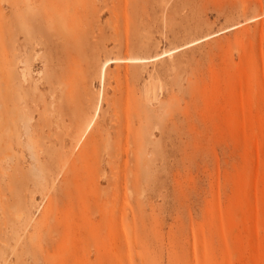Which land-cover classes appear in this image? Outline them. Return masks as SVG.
Masks as SVG:
<instances>
[{
    "label": "rangeland",
    "instance_id": "1",
    "mask_svg": "<svg viewBox=\"0 0 264 264\" xmlns=\"http://www.w3.org/2000/svg\"><path fill=\"white\" fill-rule=\"evenodd\" d=\"M29 1L0 0V264H264V0Z\"/></svg>",
    "mask_w": 264,
    "mask_h": 264
},
{
    "label": "bare ground",
    "instance_id": "2",
    "mask_svg": "<svg viewBox=\"0 0 264 264\" xmlns=\"http://www.w3.org/2000/svg\"><path fill=\"white\" fill-rule=\"evenodd\" d=\"M68 1V3L70 2L69 0H67ZM31 1H29V0H27V5L30 3ZM59 2H62V0H43V3L42 4H40L41 6H42V8L44 9V11L46 12V13H52V11L51 10H53V9H56V5L59 3ZM72 5H70L69 6V10L70 11H72ZM257 17H259V16H257ZM254 19H256V17L254 18ZM252 20V19H251ZM243 23H241L240 25H242ZM173 52H172V50H169V54L171 55ZM116 60H118V61H122V62H127V63H133V62H139V60H142V58H140V57H129V58H124V59H121V58H118V59H116ZM108 62H105L104 64H103V68H102V71H101V81H102V83L104 82V79H105V73H106V69H107V67H108ZM29 69H30V65L27 63V73H24V75L25 74H27V81H28V79H29V77L31 76V72L29 71ZM23 75V76H24ZM154 84H156V83H154ZM36 87V86H35ZM149 94H148V96L149 95H152L153 96V98L156 100V97L159 95L158 93V91H159V88L157 87V85H150V88H149ZM102 94V90H99V95H101ZM150 99H151V97H150ZM100 103H98V105H97V108H96V112H95V114L87 121V123L83 126V127H81L80 128V133H79V135H78V139H77V142H76V144L77 145H81V144H83V142L89 137V135L92 133V130H93V128L95 127V125L98 123V117H99V110H100ZM28 118V117H27ZM32 119H33V117H32ZM26 120V119H25ZM30 120L31 119H29V122H30ZM25 122V121H24ZM28 121H27V125H28V123H29ZM28 131H29V126H27V134H28ZM120 131H122V129L120 130ZM109 136V135H108ZM109 142V141H108ZM105 143V142H104ZM107 145L109 144V143H106ZM106 147V146H105ZM109 149V148H108ZM5 171V170H4ZM5 173H6V171H5ZM7 175V174H6Z\"/></svg>",
    "mask_w": 264,
    "mask_h": 264
}]
</instances>
